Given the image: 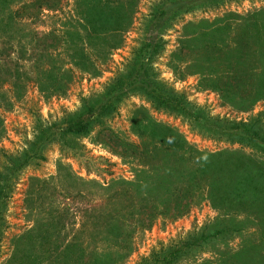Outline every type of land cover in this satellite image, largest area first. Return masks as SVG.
<instances>
[{"label": "rangeland", "instance_id": "1", "mask_svg": "<svg viewBox=\"0 0 264 264\" xmlns=\"http://www.w3.org/2000/svg\"><path fill=\"white\" fill-rule=\"evenodd\" d=\"M32 1L3 3L0 0V174H8L11 158L31 150L44 130L75 115L85 100L105 93L110 83L126 71L148 35L150 15L163 0H111L113 6L126 5L125 11L132 16L131 24L123 31L122 44L101 52L97 50L101 46L83 42L86 63L79 66L74 63L77 59L72 57L71 39L67 34L85 33L79 24L84 22L87 0H58L56 7L44 5L40 10L32 6L25 8ZM263 13L264 0H225L180 15L161 35L163 47L152 61L153 71L166 86L183 94L209 116L252 123L264 132V97L253 104L241 98L230 102L223 93L206 85L207 80L218 74L202 72L208 68L207 63L206 67L194 64L207 51L198 40L203 31L221 23L224 32L213 42L226 47L242 35L239 31L246 17L264 16ZM249 39L253 40V36ZM114 42L118 40L110 38L108 45ZM214 66L218 70L221 63ZM52 67L53 74L62 83L57 88L51 80L39 79L43 69ZM239 78L231 76L232 80ZM154 126L174 128L189 146L198 150H238L264 161V153L253 145L204 133L185 117L155 107L140 93H130L119 103L116 112L104 117L89 133L67 134L47 142L40 149L42 157H33L32 163L16 172L5 211L0 264L76 263L70 256L68 259L53 254L50 258L38 247L39 243L35 244V239L21 236L29 230L34 236L47 231L53 246L62 250L60 247L83 230V223L99 213L104 214L97 210L94 216H87L119 190V185H113L116 180L136 181L140 172L149 168L144 163L147 157L141 152L152 149L153 145L160 147L163 142L153 138ZM153 172L149 169L147 173ZM118 209L119 205L113 204L105 208V213L113 211L124 220V234L119 237L118 245L112 239L106 240L105 232L96 235L91 223L82 236L87 250L84 263L79 264H91V257L103 256L111 248L127 253L116 264H137L142 258H152L155 252L194 240H197L195 245L176 264H243L245 261L248 264L260 259L256 256L252 260L254 257L250 258L247 252L241 253L250 242L258 241L259 219L252 213L213 206L207 190L196 194L185 215L178 218L159 215L150 226L140 225L133 219L132 208ZM144 216L141 214L140 218ZM237 224L243 228L235 229ZM217 229L223 231L207 239L202 237ZM30 244L35 247L31 249Z\"/></svg>", "mask_w": 264, "mask_h": 264}, {"label": "trees", "instance_id": "2", "mask_svg": "<svg viewBox=\"0 0 264 264\" xmlns=\"http://www.w3.org/2000/svg\"><path fill=\"white\" fill-rule=\"evenodd\" d=\"M2 1L7 3V0ZM223 1L225 0H163L160 2L147 21L148 35L143 39L141 47L129 61L126 71L110 83L106 92L85 100L82 108L75 115L61 124H53L44 130L38 144H35L31 150L21 157L11 158L12 162L7 167L8 174H0V240L16 172L32 163L33 157H42L40 149L47 142L63 138L67 134L89 133L94 126L102 122L104 117L116 112L119 103L130 93H140L155 107L164 108L185 117L204 133L224 135L246 146L253 145L264 153V132L261 129L254 127L252 123H236L209 116L205 111L191 104L183 94L166 86L153 71L152 61L163 47L161 38L163 31L171 27L180 15L198 7L219 4ZM58 4V0H34L26 4L25 8L32 6L40 10L39 8L44 5L54 8ZM84 4L87 10L84 12V22L79 24V27L82 26L85 33L78 34L75 31L67 34L71 39L69 47L72 49V57L77 59L74 63L78 66L80 63H86L83 42L101 46L97 47V50L101 52L107 47L118 48L122 44L123 31L131 24L132 17L124 9L126 5L113 6L111 0H87ZM222 30L224 27L220 23L212 29L203 31L200 35L202 38L198 40L207 51L203 53L202 60L196 58L194 64L206 67L207 63L208 68L201 71L218 74L215 78L207 80L206 85L223 93L230 102L235 98H241V101L250 100L253 104L260 97H264V16L253 14L246 17L239 31L242 35L239 39L236 38L234 44L229 42L226 47L213 42L220 32H224ZM249 36H253V40L249 39ZM76 38H79L80 43ZM110 38L118 42L109 46ZM209 48L213 50L209 51ZM219 63L221 67L215 70L214 65ZM52 69L53 67L43 69L39 79L43 82L51 80L52 85L54 84L57 88L62 83L56 74H53ZM232 74L240 78L232 80ZM152 135L153 138L158 137L163 142L160 147L153 145L152 149L146 148L141 152L147 157L144 163L149 165V168L141 171L136 181L116 180L113 185H119V190L109 195L107 201L99 207L100 209L87 213V216H94L97 210L103 211L104 214L99 213L94 216V219L83 223V230L75 235L74 240L63 248L60 247L62 250L59 251L58 247L53 246L52 238L47 231H40L34 236L32 230H29L21 238L35 239V244L39 243L38 247L48 253L50 258L53 254L68 259L70 256L73 262H76L74 264L84 263L87 249L83 245L82 236L87 232L89 224L93 223L91 227L94 226L92 231H95L96 235L105 232V239H112L115 245H118L119 237L124 234L122 228L124 220L120 218L121 216L113 214V211L105 213V208L107 209L110 204L119 205L120 210L132 208L130 216L133 219L136 218L140 225L150 226L159 215L169 218L185 215L190 210L196 194L201 190H207L208 199L213 206L225 207L236 213H252L259 219L258 241L250 242L241 250V253L247 252L250 258L254 257L251 258L252 260L260 256V259L256 258L255 262L249 261L248 264H263L264 161L238 150L224 149L217 152L198 150L189 146L184 137L170 126H154ZM149 169L154 171L153 174L147 173ZM149 178L152 180L150 181ZM137 203H140V206ZM141 214L145 216L140 218ZM91 220L93 222H90ZM234 227L240 230L243 225L237 224ZM221 231L223 230L217 229L203 234L202 237L207 239ZM196 242L197 240L182 242L167 251L155 252L152 258H142L137 264H176L189 253ZM35 244H30V248H34ZM21 252L23 253L24 250ZM238 254L240 252L236 256ZM126 255L127 253L121 254L111 248V251L103 256L91 257L90 263L116 264ZM243 264H247V261Z\"/></svg>", "mask_w": 264, "mask_h": 264}]
</instances>
